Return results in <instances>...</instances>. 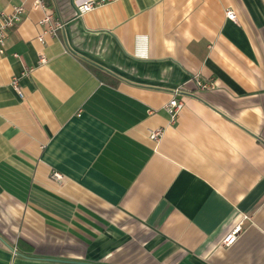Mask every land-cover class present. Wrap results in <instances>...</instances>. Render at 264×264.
Listing matches in <instances>:
<instances>
[{
    "label": "crops",
    "instance_id": "obj_1",
    "mask_svg": "<svg viewBox=\"0 0 264 264\" xmlns=\"http://www.w3.org/2000/svg\"><path fill=\"white\" fill-rule=\"evenodd\" d=\"M45 1L0 0V264H264V0Z\"/></svg>",
    "mask_w": 264,
    "mask_h": 264
},
{
    "label": "built area",
    "instance_id": "obj_2",
    "mask_svg": "<svg viewBox=\"0 0 264 264\" xmlns=\"http://www.w3.org/2000/svg\"><path fill=\"white\" fill-rule=\"evenodd\" d=\"M25 2L29 0H23ZM21 4L16 6L11 13H6L4 11H0V46L3 47L6 45L7 40L9 39L10 32L22 21L23 15L25 12V5ZM101 4V2L96 0H82L76 3V10L77 13L82 15L90 10H92L96 5ZM32 8H43L46 11V16L42 19L41 24L45 25L44 33H56L57 30L63 29L66 25L64 20L55 19V21H51L53 18V14L47 9L46 1L45 0H33ZM227 16L230 19H236V14L234 11L228 9L226 11ZM44 35L41 34L39 36V40L43 41ZM3 51V50H1ZM45 55H41L40 61L41 63L46 62ZM29 73V70L26 71ZM197 85L201 88H212L214 87V83H205L203 81L197 80ZM12 87L19 93L21 97L24 96L22 88L20 86V80L18 77H14L11 82ZM182 89H176L174 92V97L166 104V110L171 114L172 119L175 120L178 112L183 108L184 101L181 98H178V95L182 93ZM162 131L160 129L154 130L151 132V136L154 139H158ZM60 175H56L59 178ZM236 230L230 233L225 239L224 244L229 246L236 240Z\"/></svg>",
    "mask_w": 264,
    "mask_h": 264
},
{
    "label": "trees",
    "instance_id": "obj_3",
    "mask_svg": "<svg viewBox=\"0 0 264 264\" xmlns=\"http://www.w3.org/2000/svg\"><path fill=\"white\" fill-rule=\"evenodd\" d=\"M92 69L101 79H106L109 77V75L107 73L97 69L96 67L92 66Z\"/></svg>",
    "mask_w": 264,
    "mask_h": 264
}]
</instances>
